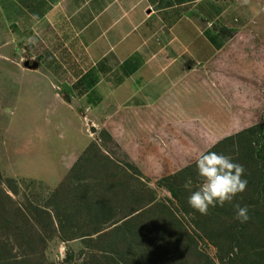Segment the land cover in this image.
Returning <instances> with one entry per match:
<instances>
[{"label": "rangeland", "instance_id": "374dc122", "mask_svg": "<svg viewBox=\"0 0 264 264\" xmlns=\"http://www.w3.org/2000/svg\"><path fill=\"white\" fill-rule=\"evenodd\" d=\"M0 4L1 7L4 1L0 0ZM3 6L8 7L7 4ZM3 13L4 11L0 12V40L7 46H0V252L6 260L11 262L12 256L19 261L29 255L31 262L36 264H92L86 259L87 250L84 240L79 236L80 232L75 231L71 240H64L57 230L48 227V222L45 225L46 218L42 209L51 211L52 208L47 205L49 199L72 173L75 161L84 154L89 157L88 152L94 158L92 161L96 162L94 170L90 172L91 182L94 180L93 176L104 181L105 175H110L117 181L119 176H125L122 171L129 174L132 168L128 164H133L126 153V148H129L132 156H135L134 159H141V165L150 172L147 174L138 168L142 177L137 181H130V186L136 185L145 195L155 198L149 216H159L162 220L156 221V225L162 227L163 216L160 208L161 205H166L175 215V221L183 227L180 230L185 229L194 238L195 247L189 249L190 251H181L184 244L179 247V251L185 253L182 259L185 264H249L251 257L248 251L256 249L260 252L264 245V221L260 222L256 216V211L263 213V209L256 205L263 200L258 195L261 187L259 165L246 162L245 157L250 156L244 148L240 149V145L247 141L255 148L259 142L264 143V138L259 137L260 132L247 135L249 138L242 136L240 141L237 137L232 138L235 143L226 147L223 145L228 141L218 145L212 140L211 146L205 142V150L195 158L192 157L191 163H188L190 158L187 162L182 161L181 149L173 140L172 131L171 136L166 131V135L157 144L150 141L147 144L149 152L137 149L138 155H135V148L129 144L130 141H116L108 134L111 127L108 120L103 118L106 115L98 116L100 107L92 108V111L85 108L91 106L87 95L80 96L75 91L76 87H70L73 78L69 72L51 70L56 76L52 78L43 71L48 61H42L44 66L36 68L24 65V60L32 62L46 49L53 52L54 57L61 55L64 60L70 59L63 55L65 48L58 41L55 40L51 48L47 45L50 41L43 34L48 31L58 37L54 30L39 27L38 24L32 29L29 28L30 33L25 36H21L20 32L11 33V29H5L7 23L3 24ZM257 13L262 15L261 12ZM262 22L264 23V17ZM4 32L8 33L4 35ZM256 33L253 31L255 38H259L258 34L260 38L263 36ZM30 38H34L36 43H29ZM250 48L249 54L259 56L252 64L245 63L246 60L243 61L237 54L234 66L221 61L214 64L223 75L230 74L229 84L222 87L221 92H230L228 97L231 100V118L218 112V123L208 122L210 128L218 129L220 135L225 134L226 130L239 132L262 121L264 41L261 44L258 39H254ZM20 55L24 58L21 59ZM231 83L232 87L226 91ZM230 121L228 128L226 124ZM91 125L94 127L93 131L90 130ZM129 129L136 127L133 125ZM207 151L231 156L235 162L244 166L245 178L246 175L250 177L246 178L248 183L245 191L239 193L233 201L225 202L223 206L217 205V212L210 207L206 215H201L191 208L188 196L201 183V178L197 175L196 161L201 153ZM186 166H191L189 172H180ZM192 171L195 172L190 174ZM107 179L108 177L105 180ZM189 180L192 182L191 188L185 186ZM235 204L249 207L250 218L244 224L236 219ZM241 224L245 231L254 233L253 237L246 238L255 243L253 248L243 243L241 245L246 249L241 250L233 241L238 235L236 227L239 228ZM167 225L166 230L170 231ZM105 239L110 241V238ZM27 245L33 248L30 250ZM170 258L161 256L156 264L177 262L173 260L175 255Z\"/></svg>", "mask_w": 264, "mask_h": 264}, {"label": "crops", "instance_id": "0c3cea01", "mask_svg": "<svg viewBox=\"0 0 264 264\" xmlns=\"http://www.w3.org/2000/svg\"><path fill=\"white\" fill-rule=\"evenodd\" d=\"M3 1L8 7L3 4L0 12L11 33L25 36L38 24L54 30L58 37L43 34L47 45L58 41L70 59L54 57L46 49L34 61L38 66L48 61L42 68L52 78L56 76L51 70L69 72L77 94L83 91L77 84L81 80L91 105L85 108L100 107L98 116L106 115L111 127L108 134L116 141H130L135 155L137 149L149 152L147 144L159 143L166 131L168 136L173 133L180 157L185 162L190 158L188 163L205 150V142L219 145L231 137V145L235 143L232 138L238 132L220 135L208 123H218V112L231 118L230 92H221L230 74L223 75L214 64L234 66L236 54L245 63L259 58L248 52L254 39L264 41V0ZM253 31L263 36L255 38ZM2 45L7 46L0 40ZM133 125L136 129H129ZM226 125L229 128L231 121ZM126 153L150 174L131 149Z\"/></svg>", "mask_w": 264, "mask_h": 264}, {"label": "trees", "instance_id": "16d2710c", "mask_svg": "<svg viewBox=\"0 0 264 264\" xmlns=\"http://www.w3.org/2000/svg\"><path fill=\"white\" fill-rule=\"evenodd\" d=\"M89 81L93 80L89 79ZM78 83L83 89L78 94L82 95L84 86L81 80ZM257 132H260V138H264V113L262 121L258 125L239 131L235 137L240 141L242 136H252ZM230 140L231 137L224 138L220 144L228 141L223 147L229 146L232 143ZM240 146V149L244 148L247 151L246 154L250 156L245 157L244 154H241L245 157L246 162L248 161L250 164L255 162L259 165L261 187H259L258 195L262 197L263 202L256 205L263 209V213L256 211V216L257 220L263 222L264 143L261 141L257 147L252 148L245 141V144ZM88 154L89 157L84 154L82 158L75 161L72 173L66 177L59 185V190L49 199L47 205L53 210L42 209L46 218L45 225L48 222V227L57 230L64 240H71L72 233L79 231V236L84 240L87 250L88 263L100 264L103 261L104 264H156V260L161 256L174 258L175 255L173 259L177 261L175 264H185L182 260L185 253L181 251L187 252L195 247L194 238L188 235L185 229L180 230L182 226L175 221V215L166 205H161L160 208L163 225L162 227L156 225V221L162 219L155 215L149 216L150 209L154 207L155 198L145 195L144 192H141L142 190H138L136 185L130 186V181H137L139 177H142L138 167L129 163L128 166L132 168L131 172L126 174L122 171L125 176L118 175L117 181H114L110 175H105L104 178L108 177L107 180L103 181L100 177L93 176L94 180L91 182L90 172L94 170L96 162L92 161L94 158L91 157V153L88 152ZM105 156L108 157V155ZM190 167L186 166L180 172H189ZM126 168L128 167L126 166ZM193 172L195 171L190 174ZM171 176L175 177L176 175ZM249 177L246 175V178ZM218 208L219 206L214 207V212H217ZM50 216H54V218ZM166 225L170 231L166 230ZM236 228L238 235L233 240L235 244L241 250L246 249L241 245L243 243L249 248H253L255 243L246 238L253 237L254 233L245 231L242 224ZM94 235L95 237H93ZM105 238H110V241L107 242ZM182 244H184L183 250L179 251ZM261 244L263 245V243ZM27 247L30 250L33 248L31 245H27ZM150 247L151 249H149ZM262 247L260 252H257L256 249L248 251L251 257L249 264H264V245ZM157 251L158 253H156ZM10 258L11 262L7 261L0 252V264H36L31 262L29 255L19 261L12 256Z\"/></svg>", "mask_w": 264, "mask_h": 264}, {"label": "clouds", "instance_id": "9594fccd", "mask_svg": "<svg viewBox=\"0 0 264 264\" xmlns=\"http://www.w3.org/2000/svg\"><path fill=\"white\" fill-rule=\"evenodd\" d=\"M29 43L35 44L36 40L30 38ZM196 168L201 183L190 192L188 203L201 215H206L210 207L223 206L225 202L233 201L247 187L244 166L229 155L215 151L203 152L197 158ZM191 183L189 180L185 186L191 188ZM234 208L237 220L241 223L249 220L247 205L235 204Z\"/></svg>", "mask_w": 264, "mask_h": 264}, {"label": "water", "instance_id": "95a60500", "mask_svg": "<svg viewBox=\"0 0 264 264\" xmlns=\"http://www.w3.org/2000/svg\"><path fill=\"white\" fill-rule=\"evenodd\" d=\"M24 65L29 67V68H36L38 66V62H36V61L29 62L28 60H24ZM90 130L91 131L94 130L93 125H91Z\"/></svg>", "mask_w": 264, "mask_h": 264}]
</instances>
